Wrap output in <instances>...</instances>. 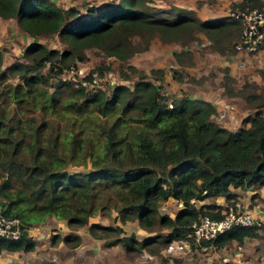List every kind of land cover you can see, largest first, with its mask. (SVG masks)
<instances>
[{
  "label": "trees",
  "instance_id": "trees-1",
  "mask_svg": "<svg viewBox=\"0 0 264 264\" xmlns=\"http://www.w3.org/2000/svg\"><path fill=\"white\" fill-rule=\"evenodd\" d=\"M244 5L263 1H232L229 7ZM0 17H13L31 37L22 48L24 60L15 58L0 68V210L22 225L17 238L0 237V248L31 249L27 226L53 215L68 228L85 225L94 237L111 236L108 243H120L127 253L158 254L172 239L194 243L187 236L190 223L221 214L220 204L196 205L195 199L222 195L230 201L236 198L231 188L264 184V93L219 81L227 94L242 97L251 108L230 129L212 117L215 108L209 100L186 92L167 95L161 68L138 72L131 84H110L108 93L85 84L94 81L93 71L101 75L108 69V63L75 81L59 76L92 47L134 71L126 61L155 36L180 44L179 51H172L177 58L196 31L223 53V36L238 32L237 20L227 14L199 18L191 8L160 7L149 0L86 3L82 10L53 0H0ZM50 34L62 48L40 40ZM259 72L264 81V69ZM120 74L128 76L123 70ZM172 74L180 80L175 69ZM168 196L181 201L173 216L159 210ZM97 213L121 223L136 219L154 233L137 239L116 222H89ZM161 227L167 229L164 234L157 233ZM257 229L264 230V222L231 225L194 244L240 241ZM59 238L68 246L80 242L72 231L50 234L52 243Z\"/></svg>",
  "mask_w": 264,
  "mask_h": 264
},
{
  "label": "crops",
  "instance_id": "crops-1",
  "mask_svg": "<svg viewBox=\"0 0 264 264\" xmlns=\"http://www.w3.org/2000/svg\"><path fill=\"white\" fill-rule=\"evenodd\" d=\"M53 1L61 7L75 5L82 10L86 3H93L94 5L100 6L110 0ZM149 1L160 7H168L174 4L191 8L199 18H206L209 16L223 15L230 3L238 0ZM0 18L3 19V25L7 22L6 20L10 21L11 19V17ZM13 23L19 29L21 37L27 41L30 36L17 26L15 19ZM195 33L198 36H204L201 31H196ZM29 40H31V37ZM204 40L203 42L210 41L205 36ZM156 42L160 43L161 41L155 37L150 40V43L154 46H156ZM172 44L178 43L172 41L165 43V45ZM160 47H162V45H160ZM262 47L253 54V61L256 60L257 65L259 64V67L264 68V48ZM161 49L166 50L164 52L165 59H168L171 63V52L173 50L171 46L169 49L164 47ZM237 53L240 52H235L234 55H237ZM220 64H227L230 67L228 68V73L236 78L232 85H239L238 82L243 81V79H241L243 77L237 79V76H243L245 71H247V66H241L245 70L242 68L238 70L230 60L226 62L222 60ZM176 65L178 64H175V66ZM183 72L194 75L191 67H185ZM219 73L220 75L216 77L204 79L202 83H196L186 82L183 79L176 80L164 70V91L167 95L168 93H171V95H179L181 92H186L191 96H199L209 100L214 105L215 112L213 114L216 117V121L222 126L234 129L240 125L242 116L249 112L251 108L247 106L246 101L242 97L236 94H227L224 91L223 86L219 83V81L222 80V71ZM249 76L246 77V79H249ZM231 191L236 193V198L234 199L240 200L245 209L253 217L264 222V184H255L246 188H231ZM167 198L178 203L179 206L176 207L175 211L181 206V201L171 196ZM231 201L232 200L228 201L222 195H210L202 199L194 200L196 205L212 202L220 204V210ZM88 221L107 223L89 217ZM114 222L120 224L125 232L133 230L137 239L147 234V231L137 224L136 219L125 220L122 223L118 219H115L112 223ZM83 227H85V225L75 229L68 228L64 221L57 219L53 215H46L42 220L32 221L27 226L26 231L29 241L33 243V247L29 250L0 248V264H264V230L260 229L256 230L257 234L245 235L240 241L235 238H230L219 245H195L191 248L189 241L185 239H172L163 249V253H161L162 256L160 254H151L142 251L139 255L135 254L134 257L129 255L130 257H128L126 254L127 251L124 249L123 245L118 242L108 243V241L112 239L111 236L94 237L87 232L86 227ZM71 231L80 236V242L77 245L68 246L60 238L53 243L50 240L51 233H58L62 236Z\"/></svg>",
  "mask_w": 264,
  "mask_h": 264
},
{
  "label": "rangeland",
  "instance_id": "rangeland-1",
  "mask_svg": "<svg viewBox=\"0 0 264 264\" xmlns=\"http://www.w3.org/2000/svg\"><path fill=\"white\" fill-rule=\"evenodd\" d=\"M264 2V0H263ZM230 7H227L224 14L228 12ZM3 19L0 18V47H2V61L0 68H4L9 62L14 60L15 58L18 60H24L22 56V48L27 43V41H30V37H28V40L26 41L24 38L21 37V33L19 29L14 25V18L11 17L10 21L6 20L7 22L3 25L2 22ZM239 32V29H238ZM238 32L234 33L231 32L227 35L223 36V43H226V52L220 53L217 50L213 49L211 47V42H203L204 36L203 35H197L195 33L194 38L189 39L186 44L184 43V47L187 48V50L183 51L179 55V58L174 57L173 53L171 52V63L168 59H165L164 52L165 49L161 48H167L171 46L173 50H180L181 45L180 44H172V45H165V43H169L167 41H162L163 43L156 42V46H154L152 43L148 44L145 48L140 49L136 51L128 60L126 63L132 64L135 68L134 71L129 70L125 63L120 64L117 59L106 56L103 53H101L96 48H88L85 50L86 57L81 60L77 61L76 64L69 69H65L62 72H60L59 76L63 78L70 79L72 81H75L82 75L86 74L88 71L95 69L97 66L101 65L102 63H108L109 68L105 69L101 75H94V81H92L91 84H88L85 82L87 86H91L92 84L94 86H98L103 88L107 93L108 85L116 83V82H124L127 84H131V82L137 78L138 72H142L144 74H149V69L151 67H157L161 68L163 71L165 70L169 75H171L174 78V75L172 74V70L175 69L179 76L181 77L180 80H184L186 82H203L204 79L213 78L217 75H220V71H222V79L223 83L225 85H232L234 83V76L232 74L228 73V68H230L227 64H220V62L228 61L230 60L235 67L240 70V68L244 69L243 67L247 66V71H245V74L243 76H237V79H243V81L238 82V84L245 85L243 91H253V92H259L264 93V81L262 80L261 73L259 72V69H264L262 67H259V64L257 65L256 60L253 61V54L255 52H240L237 53V55H234L235 52H230L231 44L233 41L237 38ZM203 37V38H202ZM155 38H157L155 36ZM159 39V38H158ZM43 43L48 47H56V48H62L63 44L58 40L57 36L55 34H50L47 36H41L40 38ZM155 41V40H154ZM152 42V41H151ZM162 45V47H160ZM264 48V45L263 47ZM261 49V48H260ZM258 49V50H260ZM172 50V51H173ZM175 64H178L175 66ZM227 67V71H224L223 67ZM243 66V67H241ZM186 68H192L194 75L189 74L188 72H183ZM46 65H44L41 69L42 71L46 70ZM123 70L128 73L127 77H122L120 74V71ZM245 70V69H244ZM225 74V78L223 75ZM250 75V76H249ZM249 76V79H246V77ZM12 79V78H8ZM7 79V80H8ZM176 79V78H174ZM177 80V79H176ZM164 82V76L163 80ZM73 83V82H72ZM163 85V83H162ZM235 85V86H239ZM48 89H51V87H48ZM168 95H171V93H168ZM215 120L216 117L212 116ZM218 123V122H217ZM219 124V123H218ZM89 164H86L88 166ZM80 167L79 165H69V169ZM178 203L174 202L170 198H166L165 200L160 201L159 210L163 213H167L170 216H173V213L178 207ZM114 213L113 210H111L110 216ZM102 216L98 213L89 217L91 219H97L102 220L107 223H112L111 217ZM130 223V222H128ZM82 226V225H81ZM86 227V226H85ZM83 227V228H85ZM145 230V229H144ZM166 228L161 227L160 230H157V233H165ZM133 231V230H131ZM147 231V230H146ZM134 232V231H133ZM154 231H147V234H153ZM146 234V235H147ZM145 236V235H144ZM109 237V236H106ZM143 237V236H142ZM141 237V238H142ZM189 241L187 238L185 239ZM195 243V242H194ZM194 243H191L189 241V244L191 248L195 246ZM160 250H158V254L162 256L161 253H163V249L165 247H159ZM197 248V247H195ZM143 251V250H142ZM141 251V252H142ZM132 252V251H131ZM139 252H132V253H126L128 257L129 255H132L133 257L136 255H139L141 253ZM174 258V256H173ZM129 263V262H128Z\"/></svg>",
  "mask_w": 264,
  "mask_h": 264
},
{
  "label": "built area",
  "instance_id": "built-area-1",
  "mask_svg": "<svg viewBox=\"0 0 264 264\" xmlns=\"http://www.w3.org/2000/svg\"><path fill=\"white\" fill-rule=\"evenodd\" d=\"M239 22L237 38L231 44L235 52H255L264 45V2L263 5H244L230 8L226 13ZM219 216H200L190 223L187 236L195 243L200 239H211L215 233L231 225H250L259 223L240 200H232L220 210ZM22 231L21 221L16 216H7L0 210V237L15 239Z\"/></svg>",
  "mask_w": 264,
  "mask_h": 264
},
{
  "label": "bare ground",
  "instance_id": "bare-ground-1",
  "mask_svg": "<svg viewBox=\"0 0 264 264\" xmlns=\"http://www.w3.org/2000/svg\"><path fill=\"white\" fill-rule=\"evenodd\" d=\"M214 34V33H213Z\"/></svg>",
  "mask_w": 264,
  "mask_h": 264
}]
</instances>
